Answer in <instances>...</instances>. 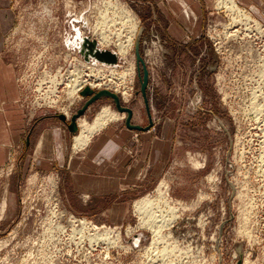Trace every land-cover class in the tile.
<instances>
[{
  "label": "rangeland",
  "instance_id": "obj_1",
  "mask_svg": "<svg viewBox=\"0 0 264 264\" xmlns=\"http://www.w3.org/2000/svg\"><path fill=\"white\" fill-rule=\"evenodd\" d=\"M219 1L214 0L204 31L216 55L215 68L208 69L194 45L151 40L152 34L160 39V24L155 21L154 30L155 12L144 6L146 0H0L5 14L0 60L14 70L15 102L26 127L23 139L11 140L10 148L0 141L5 154L0 157V264H264V38H254L257 26L245 13L238 16ZM239 5L259 20L255 6L264 18V0ZM121 7L137 18L138 31L129 59L120 58L114 67L122 71L136 64L128 80L132 97L123 104L134 110L136 124L146 126L136 59L140 39L141 53L156 73L150 92L157 155L151 171L139 166L137 181L127 182L131 188L88 198L72 187L65 164L76 135L67 131L68 153L59 154L53 166L38 157L40 133L33 134L28 149L25 136L47 115H56L51 122L61 124L58 115L64 113L70 122L86 102L81 91L71 94L75 77L89 72L75 46L77 36L84 31L98 41L95 29L103 25L116 40L122 33ZM233 19L237 26L230 29ZM142 26L148 32L144 39ZM250 26L253 37L233 36ZM103 48L116 51L114 43ZM95 104L89 121L104 105L118 112L112 98ZM256 108H263L260 115ZM116 121L124 124L125 115ZM149 196L158 215L179 214L163 225L159 238L141 226L136 207Z\"/></svg>",
  "mask_w": 264,
  "mask_h": 264
},
{
  "label": "crops",
  "instance_id": "obj_2",
  "mask_svg": "<svg viewBox=\"0 0 264 264\" xmlns=\"http://www.w3.org/2000/svg\"><path fill=\"white\" fill-rule=\"evenodd\" d=\"M240 4L244 3L247 6L252 4L261 5L262 0H238ZM147 4L151 5L155 16L152 20L154 23L159 21L160 24V39L152 34L151 40H173V42H183L186 46L194 45L198 49L205 60L207 68H215L216 55L214 56L207 38L204 36V31L207 23L208 12L213 10L214 0H146ZM250 4V5H249ZM255 7V6H254ZM259 20L264 21L263 15L258 13ZM3 9L0 10V22L4 18ZM3 24V23H2ZM4 25V24H3ZM144 39L145 26H142ZM158 29L156 26L154 30ZM156 44V43H155ZM3 45L2 36L0 34V49ZM154 45V44H153ZM155 46V45H154ZM157 46V44H156ZM201 58V59H202ZM150 69V85H149V100L151 113L154 109L151 104V89L153 82L156 80L154 68ZM170 73V72H169ZM14 70L10 64L0 60V141L5 142L10 148L11 140L19 142L22 140V135L26 132V127L23 124L22 113L17 110L18 105L15 102L18 92L14 79ZM169 79L172 78L167 75ZM171 83L170 81H168ZM153 95V94H152ZM96 104H94L87 112L86 118L93 115ZM146 107V104L144 102ZM148 116V124L150 125V117ZM135 114V112H134ZM56 115H47L36 121L28 130L25 136V147L28 149L31 146L33 134L40 133L38 144L35 148H40V155L43 158L49 159L46 164L53 166L57 164V156L68 153V146L65 143L67 131L73 134L68 129V124L51 122L52 119H57ZM153 117V113H152ZM143 119V117H142ZM20 120V122H19ZM135 118L133 122L135 123ZM154 124H157L153 118ZM136 124V123H135ZM140 125V124H138ZM9 126V128H8ZM16 126V127H15ZM44 128L41 129V127ZM46 126V128H45ZM142 126V125H141ZM40 129L38 130V128ZM155 126L148 131L131 130L126 126V123L119 124L110 122L100 131L96 132L89 143L80 150L72 149V153L67 155L65 164L69 166V171L72 172L73 188L80 193H83L89 198V195L94 197L108 198L122 191V188L127 187V182L138 179L139 166H145L146 171L150 170L154 164L155 152ZM163 132L165 134L164 128ZM162 132V133H163ZM163 134V135H164ZM75 138V137H74ZM34 141V140H33ZM75 141V139H74ZM75 143V142H74ZM5 154L0 153L3 158ZM32 161V157H28ZM38 159H36L37 161ZM3 164V162H1ZM29 167V163L26 164ZM136 185H133V187Z\"/></svg>",
  "mask_w": 264,
  "mask_h": 264
},
{
  "label": "bare ground",
  "instance_id": "obj_3",
  "mask_svg": "<svg viewBox=\"0 0 264 264\" xmlns=\"http://www.w3.org/2000/svg\"><path fill=\"white\" fill-rule=\"evenodd\" d=\"M220 2L225 3L226 5L229 4L230 5V6H228L229 9L233 12L235 11V13L238 16H242L244 18L245 16L243 13H245L247 15L245 17V18H247V21L251 20V22H254V24L257 26L256 30H255L256 35L254 36V38L255 39L257 38V40H261V41L263 40V38H264V31H263L264 25L259 20L253 19L254 17L252 16V14L248 13L247 10L245 9V7L240 6L239 5L240 3L238 4L239 1H237V0H220L218 5L220 4ZM222 5L223 4H221V7H222ZM121 9L123 10L124 13H122V16L120 17L121 18L120 22L118 20L116 22H119L121 24L120 27L122 28L121 29L122 33L120 35L118 34L119 37L116 35L118 37L116 40H113V38H111L112 36L111 37L109 36L110 34L107 33L108 30L106 32L105 26H103V25L102 26L104 28H102L101 25H99V26L97 25L95 30L98 31L100 34V36H99L100 40L98 39V41H99V44H100L102 49H104L103 47L108 48L114 43V45L116 47L115 52H117L119 54L120 58H122L123 60H128L129 56L131 54L132 47L135 43L134 42L135 36L137 35V31H138L137 30L138 29V21H137V18L133 15V13L130 10H128L126 7L125 8L121 7ZM234 17L236 18V16H234ZM237 22L238 21L236 19H233V23H231L232 24L231 26H233V27H229V28L233 29L234 26H237ZM242 22H243V20H242ZM116 24H118V23H116ZM242 24L246 25L247 23L243 22ZM251 26H253V25H251ZM251 26H250V28H248V27L242 28V30H240V29L234 30V32H236V33L233 36H235L238 39H242V40L246 39L247 37H249L253 33V30H252L253 28L251 29ZM246 31H247V33H246ZM250 32H251V34H250ZM118 33H120V31ZM229 33H231V32H229ZM84 34H85L84 31H82L81 33L78 34L77 38L79 40H78V44H75V46H79V44L81 43L80 41H82L83 37L85 36ZM96 64L97 63H95V62L92 64L91 63L88 64V62L84 63V67L86 66L87 69L89 70V72L86 73L83 76V78H82V76L75 77V79H74L75 85H74V88H73V86H71L73 88V90H71V94L79 95L78 92L82 91L87 84L90 85L92 88H102V86L105 85V87H107L105 89L113 88L112 89L113 92L120 95L122 98V101L128 102L132 97V90H133L131 85L130 84L128 85V80H129V77H130V80H132L133 74L137 70L136 64L131 63L130 66L122 69V71H119V69L114 67V66L108 67L107 65L103 66L102 64H99V65H96ZM80 78H82V79H80ZM69 83H68V86H69ZM68 91H69V89H68ZM259 94H261V93H259ZM259 107H263V106L259 105ZM261 111H263V108L262 109L258 108V110L256 108V112L257 113L259 112L258 115H260ZM119 118H123V115H119L118 112L113 111L110 105H104L100 109V111L97 113L95 119L92 121L87 120L86 117H82L78 121L80 130L74 138L75 139V141H74L75 145L73 147L76 150L83 149L89 143L92 136L96 132L100 131L102 128H104L110 122L118 120ZM243 147H245V146H243ZM197 165H199V163H197ZM162 186L163 185L160 186L159 190H161ZM162 195H163V193H161V197H162ZM167 203H168V201H167ZM154 205H155V201L153 199H151L150 196L144 197L141 200L137 201V203H136L137 210L140 212L141 219H142V222L140 221V223H142L141 226H143V225L147 226L150 230H152L154 232L153 233L154 237L159 238L160 234L162 232V229L164 228L163 225H170V224L174 223V221L176 219H178L177 217L179 216V214H178V216H176L177 214H174V215L172 214L171 216L169 215L170 216L169 217L168 216L169 213H167V211H166L167 215H165V214L163 215L162 213H161V215H158L156 213V211H154L155 210ZM2 208H3L2 211H4L6 208V201H4V205ZM172 208H174V207H172ZM183 208L185 209V208H187V206L184 205ZM174 211H175V209H174ZM159 216H161V217H159ZM140 223L138 224L139 226H140ZM165 227H167V226H165ZM95 228L97 229V227H95ZM131 230L133 231L134 229H131ZM152 241L153 242L151 244L156 242L155 240H152Z\"/></svg>",
  "mask_w": 264,
  "mask_h": 264
},
{
  "label": "water",
  "instance_id": "obj_4",
  "mask_svg": "<svg viewBox=\"0 0 264 264\" xmlns=\"http://www.w3.org/2000/svg\"><path fill=\"white\" fill-rule=\"evenodd\" d=\"M143 33V29L140 30L139 35L141 36ZM78 47L79 54L85 59L87 62H95L101 63L107 66H117L120 62V56L117 52L112 51L110 49H102L99 45V42L90 37L84 36L83 40L80 41ZM140 39L137 42L136 46V59H137V66H138V73H139V80H140V92L146 104V108L149 113L150 117V125L148 127H143L141 125L135 124L133 122L134 118V110L129 106L123 104L122 98L117 93L110 91L108 89L103 90H95L91 86H85V88L81 91V96L83 98H87L86 102L83 106L78 109V111L73 114L71 117L70 122H68L67 116L65 114H59L58 117L68 124V129L73 134L79 132V119L81 117L86 116L88 110L97 102L102 100L103 98H112L115 102V106L117 111L120 114L125 115V123L126 126L131 130H138V131H148L154 126V121L151 113V106L149 100V85H150V69L146 62L145 57L141 53L140 50ZM242 262L240 261L239 264Z\"/></svg>",
  "mask_w": 264,
  "mask_h": 264
},
{
  "label": "built area",
  "instance_id": "obj_5",
  "mask_svg": "<svg viewBox=\"0 0 264 264\" xmlns=\"http://www.w3.org/2000/svg\"><path fill=\"white\" fill-rule=\"evenodd\" d=\"M221 40H223V39H221ZM100 45V44H99ZM87 62V61H86ZM88 63H93V62H88ZM99 64H101V63H99ZM99 64H96V65H99ZM103 65V64H102ZM111 67V66H110ZM87 86V85H86ZM90 86V85H89ZM81 93V92H80ZM51 100V99H50ZM42 102L40 103L41 105H45L46 104V101H44V100H41ZM62 114H64V113H62ZM66 116H67V114H65Z\"/></svg>",
  "mask_w": 264,
  "mask_h": 264
}]
</instances>
